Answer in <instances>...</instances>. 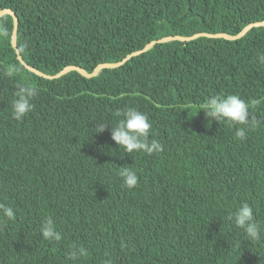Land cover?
<instances>
[{
  "label": "trees",
  "instance_id": "1",
  "mask_svg": "<svg viewBox=\"0 0 264 264\" xmlns=\"http://www.w3.org/2000/svg\"><path fill=\"white\" fill-rule=\"evenodd\" d=\"M7 9L22 58L48 75L91 73L167 36H236L264 21V0H0ZM13 28L3 13L0 203L16 219L0 226V264H264V240L247 241L228 219L248 202L264 225V25L235 39L156 42L93 76L53 78L21 63ZM18 84L38 89L21 121L11 111ZM228 94L260 122L246 140L227 121L209 127L201 110ZM127 107L148 115L162 152H124L111 125L96 133ZM121 166L137 186H123ZM49 216L58 242L40 232ZM73 245L87 256L70 260Z\"/></svg>",
  "mask_w": 264,
  "mask_h": 264
},
{
  "label": "clouds",
  "instance_id": "2",
  "mask_svg": "<svg viewBox=\"0 0 264 264\" xmlns=\"http://www.w3.org/2000/svg\"><path fill=\"white\" fill-rule=\"evenodd\" d=\"M260 64L264 65V54L258 57ZM11 75V73H5ZM38 89L29 84H18L14 97L11 101L12 118L21 121L33 110V99L37 96ZM201 110L208 117V126L214 122L227 121L233 125H238L235 130V137L238 140H246L247 132L256 127L260 122L255 116L251 115L249 104L239 95H212L203 104ZM200 110V111H201ZM115 116L119 119L115 125L108 122L96 124V133L104 132L111 125V138L123 148L124 152L132 154L142 152L148 155L159 153L164 150V145L156 139H150L152 124L146 113L134 107L118 109ZM119 176L123 186L132 189L137 186L139 177L137 172L131 167L121 166ZM16 219V211L8 205L0 203V226L8 221ZM228 219L233 221L235 226L243 230L247 241L252 243L264 240V225H261L255 218L253 207L248 202L240 203ZM40 232L45 240L60 241L62 235L56 229L54 219L49 216L41 225ZM87 249L83 246L73 245L68 253L70 260L87 256Z\"/></svg>",
  "mask_w": 264,
  "mask_h": 264
},
{
  "label": "water",
  "instance_id": "3",
  "mask_svg": "<svg viewBox=\"0 0 264 264\" xmlns=\"http://www.w3.org/2000/svg\"><path fill=\"white\" fill-rule=\"evenodd\" d=\"M5 12H9L13 15V18H14V28H13V35H12V44H13V47L15 48L16 52H17V57L18 59L21 61L22 64L25 65L26 68H28L29 70L35 72L36 74L38 75H41V76H44V77H48V78H53V77H58L62 74H64L65 72L71 70V69H76L78 70L80 73H82L83 75L85 76H93L95 75L99 70H101L102 68H107V67H116V66H119L121 65L124 61H126L128 58H130L131 56L135 55V54H138L142 51H145L147 50L148 48H150L153 44H155L156 42H162V41H167V40H171V39H179V40H191V39H194L198 36H201V35H206V36H215V37H225V38H229V39H235V38H238L240 36H242L248 29H250L251 27L253 26H258V25H264V21L262 22H257V23H252V24H249L248 26H246L238 35L236 36H231V35H226V34H207V33H198V34H195L193 36H189V37H183V36H167V37H164L162 39H159V40H154L150 43H148L142 50L140 51H136L134 53H131L129 54L126 58L123 59V61L121 62H117V63H102V64H99L95 70L91 73L85 71L84 69L78 67V66H74V65H71V66H67L65 67L62 71H60L59 73L55 74V75H48V74H45L43 72H41L39 69L35 68L34 66L32 65H29L28 63H26L24 61V59L22 58L21 56V53L17 47V42H16V33H17V27H18V18H17V15L15 14V12H13L12 10L10 9H7V10H3V11H0V16L5 13Z\"/></svg>",
  "mask_w": 264,
  "mask_h": 264
}]
</instances>
